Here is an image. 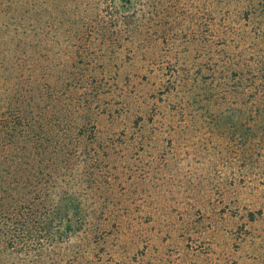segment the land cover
<instances>
[{
	"label": "rangeland",
	"instance_id": "374dc122",
	"mask_svg": "<svg viewBox=\"0 0 264 264\" xmlns=\"http://www.w3.org/2000/svg\"><path fill=\"white\" fill-rule=\"evenodd\" d=\"M49 2L0 7V51L15 80L42 53L52 79L87 69L92 94L78 97L98 115V154L77 162L97 178L80 195L96 213L41 264H264V124L250 120L264 105V0H142L130 34L90 30L106 0ZM23 18L43 48L21 40Z\"/></svg>",
	"mask_w": 264,
	"mask_h": 264
},
{
	"label": "trees",
	"instance_id": "16d2710c",
	"mask_svg": "<svg viewBox=\"0 0 264 264\" xmlns=\"http://www.w3.org/2000/svg\"><path fill=\"white\" fill-rule=\"evenodd\" d=\"M16 1L0 0V7ZM25 1L31 4L28 13L33 14L32 11L38 10L37 3L44 0ZM141 1L106 0L105 13L96 14L98 22L93 19L90 30L95 32L101 24L110 26L106 31L109 33L122 31L121 26L129 34L139 32L141 21L136 17L141 11L138 7ZM147 7V14L152 16L147 24L153 27V20L159 15H153L152 11L156 12L158 6L154 2ZM43 10L46 13L47 9ZM24 20L18 29L26 35L21 40L31 35L36 47L43 48L40 27H35L31 19ZM116 40L118 36L112 38ZM88 41L91 42L85 36L81 39L83 43ZM0 43H7L3 33ZM42 54L32 58L29 65H16L22 71L20 75L28 76L15 80L9 59L0 51V264H7L3 256L10 253L21 255L26 264H41L45 248L50 252L51 247L73 232L72 225L87 221L88 216L96 213L82 208L80 195L92 193L97 178L89 176L91 171L79 173L77 165L80 159L91 161L98 154L93 146L98 138V117L94 116L98 115L88 97H78L92 94L91 82L86 80L87 69L82 70L83 77L75 84L77 68L70 69L66 80L52 79L51 67L41 60L46 53ZM257 106L249 119L262 125L264 105L259 102ZM87 182L85 191L81 185ZM29 259L33 261L27 262Z\"/></svg>",
	"mask_w": 264,
	"mask_h": 264
}]
</instances>
